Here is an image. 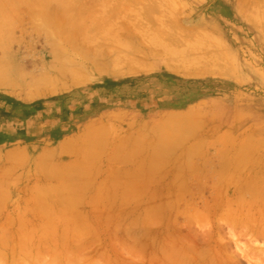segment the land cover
Masks as SVG:
<instances>
[{
	"label": "rangeland",
	"instance_id": "374dc122",
	"mask_svg": "<svg viewBox=\"0 0 264 264\" xmlns=\"http://www.w3.org/2000/svg\"><path fill=\"white\" fill-rule=\"evenodd\" d=\"M0 42L17 72L0 83V264L31 260L22 238L47 261L84 238L95 262L148 264L167 234L217 223L197 210L261 189L264 0H0ZM97 122L87 152L61 149Z\"/></svg>",
	"mask_w": 264,
	"mask_h": 264
},
{
	"label": "bare ground",
	"instance_id": "6f19581e",
	"mask_svg": "<svg viewBox=\"0 0 264 264\" xmlns=\"http://www.w3.org/2000/svg\"><path fill=\"white\" fill-rule=\"evenodd\" d=\"M151 6L149 5V8ZM152 8L153 7H151V9ZM148 9L146 11L144 10L145 14L147 13V16H149L148 13L151 11L150 9L149 10ZM151 16H152V14H151ZM172 23H174V21ZM0 45H3V44H0ZM0 51H1V49H0ZM97 68H99V67H97ZM10 72L17 73L14 70L13 66H12V62H5L4 60H0V79H2V80H0V83L5 79V75L7 76L8 74H10ZM169 119L173 120V117L170 116ZM85 129L89 130V129H91V127L89 126L87 128H84L82 133H81L80 138H83L85 136ZM97 134H99V133L97 132ZM70 145H71V140L68 139V140H65L61 144L60 147H61V149H63L64 147H70ZM5 155H6V157L7 156H12L9 150L5 152ZM11 158L12 159H10V160H13V157H11ZM262 174H263V172H262ZM258 178H259L260 181L258 180ZM256 179L257 180L253 181V183L255 184V182H256L257 184L254 185V186H258L259 188H261L259 191H252V190L248 191L247 189L246 190L244 189V186H243L244 190H242V189L237 190L238 188H235L237 190L236 191L237 196L235 198L232 199L230 197V198L226 199L224 203H222V204L221 203L220 204L217 203L218 206L216 205L214 208H211V209H208V208L207 209H205V208L199 209L198 208L199 210L196 211V214H197L199 219H193V220H195V221H197V220H199V221L207 220L208 221V217H211V216H209V214L212 213L214 216L212 214L211 215H212L213 218L217 219V223H214L213 224L214 226L212 225L211 228L208 225H206V226H208L207 231H205L203 234H201L200 238L198 236V239H196V237H197V235H196L195 239H193L191 241H188L187 244L185 243V242H187L185 240V238H182V237H179V236L174 238V237H172V235L167 234V236H166L167 238L166 237L163 238L164 239L163 242L165 241L163 243L165 250L161 253V255L158 254L159 256L155 255L154 257L153 256L150 257L151 259L149 260V263L150 264H242L241 263V260H242V261H245L246 264H264V246L258 248V250L256 251V250H252V249H249V248L243 246V244H242L243 247L238 245L239 244L238 235H241V233L243 235L241 237L249 236V238L253 239L251 242L257 241L256 239L258 237H260L258 239L262 238L264 240V183H263L264 182V175L262 176V178H260V176H258V177H256ZM245 182H246V180H245ZM260 183H261V185H260ZM215 204H216V202H215ZM207 205L208 204H206L205 207H207ZM208 211H210L211 213H209ZM193 220H192V218L188 219V221H190V222H192ZM195 221H193V222H195ZM192 223H191V225H192ZM84 224H87V226H88V223H82V224H76L75 223V224H67V225L68 226L69 225L70 226H74L75 228H78V227H82L83 228ZM67 225H66V227H67ZM202 225L203 224H201L200 226H202ZM87 226L85 225L84 227H87ZM224 226L228 229L227 230L228 231V235H229L228 238H227L228 240H226V239H224V238L219 236V234L222 232L221 229ZM204 227H202V229ZM75 228H74V231H75ZM82 228H80V229H82ZM237 228L242 229L241 232L239 231L240 233L235 232V230L237 231ZM80 229H78V230H80ZM204 229L206 230V228H204ZM212 229H214V230H212ZM72 230L73 229H71V231ZM78 230L76 229L75 232L73 231L74 235H75V233H78V232L80 233V231H78ZM82 230H81V232H83ZM236 233L238 235H236ZM84 235H86V234H84ZM220 235H222V234H220ZM216 236H217V238H216ZM79 237H81V235ZM86 237H88V235ZM192 237H193V235H192ZM84 240H85L84 238L83 239L82 238L81 239H74L73 241H75V245L74 246L72 245L73 247L72 248L70 247L71 249L70 248L67 249L68 252L70 251L69 252L70 254L63 253V252H67V250L64 249V248H63L62 252H61V250H60V252H57V249L54 250L56 248V246L53 247L52 249L50 248L49 251L52 250V255L48 258V261H47L46 257H43L44 253L42 254L43 256L41 255V253H40L41 251L36 250L33 253H29V250L31 251L32 247H31V249L30 248H25L24 250H23V248L20 247V246L25 245V244L28 243L27 239H23L22 238V239L18 240V242H16V243L22 244V245H19V246L16 245V246L19 248V251H20L21 255L23 257H26L25 258L26 260L27 259H31L32 260V261L31 260H28V261L24 260L23 261V262H26L28 264H29L30 261H31V263L33 261H36V263L37 262L39 263V261H41L40 263L43 264L44 260H45L46 264H58V263L59 264H63V263H65V264H93L94 260H92L93 258L92 259L90 258L91 255H89V258H88L87 256H85L83 254V250H85L84 247H86L85 246L86 244H84V247L82 245ZM197 240H198V242H197ZM263 240H262V242L264 244ZM40 241H42V240H38V243ZM55 241L57 242V239H54V242ZM69 241L66 242V243H69ZM134 242L131 241V243H132L131 245H135L136 243L133 244ZM137 242H139V241H137ZM66 243H63V244H66ZM90 243H92V242H90ZM175 243H176V246L177 245L179 246V244H180V247H181V248L179 247V249H181V251H180V250H178V246H177V248H175V245H174V249L179 252L178 253L176 251L177 255L176 254L173 255L175 251L172 254V249H173L172 246ZM230 243H233V245H234L233 250L230 248ZM59 244H61V243H59ZM93 244L96 245L95 243H93ZM97 244L99 245V242ZM66 245H68V244H66ZM90 245H92V244H90ZM139 245L142 246L141 244H138V247H139ZM31 246H33V245H31ZM129 246H130V244H129ZM128 248L129 247H127V249ZM139 248H140L141 252L142 251L144 252V248L143 249H142V247H139ZM20 249L23 251L24 254L22 253V251ZM10 250H12V248ZM133 250L134 249H132V252H131L132 255H131V253L129 251L130 255L132 257H135V258L137 257V258L141 259V256L137 255L139 251L136 250L134 252ZM24 251H26V252H24ZM102 251H104V254H100L99 255V258H98L99 260L96 257L97 261L96 262L94 261V262L96 264H112V262L109 259L110 256H109L108 252H105V250H102ZM118 252H116V254ZM100 253H102V252H100ZM4 255H6V254H4ZM49 255H50V252H49ZM119 255L123 256V254H121V253ZM114 257L117 259L118 256L116 255ZM8 258L11 261L10 264H16L17 257L15 256L14 253H12L11 256L8 257ZM87 258H88V260H87ZM37 259H42L43 262H42V260L37 261ZM148 259H149V257H148ZM21 260H23V258H21ZM89 260H91L92 262L89 261ZM102 260H103V262H102ZM120 261H123V260H120ZM125 261H127V260H125ZM134 261H136V259ZM89 262H91V263H89ZM117 262L118 261H115V262H113V264L114 263L116 264ZM119 262L117 264H119ZM26 263H24V264H26ZM121 263L124 264L123 262H121ZM140 263L141 262H139V264ZM135 264H138V262L135 263Z\"/></svg>",
	"mask_w": 264,
	"mask_h": 264
},
{
	"label": "crops",
	"instance_id": "0c3cea01",
	"mask_svg": "<svg viewBox=\"0 0 264 264\" xmlns=\"http://www.w3.org/2000/svg\"><path fill=\"white\" fill-rule=\"evenodd\" d=\"M94 125H95V127L93 128ZM89 126L91 127V129H89V130L88 129H85V136L83 138H80L83 129L80 131V134L77 137L70 138V140H71L70 147H72V151H75V150L78 151V150H80V152L81 151L87 152V150L89 149V146L91 145L92 140H93V131L96 132V133L97 132L100 133L101 136H102V133H103L102 126L103 125H101V122H97V124L87 125L84 128H87ZM61 144L62 143H60V146H61Z\"/></svg>",
	"mask_w": 264,
	"mask_h": 264
}]
</instances>
